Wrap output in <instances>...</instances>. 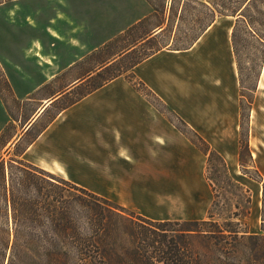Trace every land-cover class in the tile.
I'll return each instance as SVG.
<instances>
[{"label":"crops","instance_id":"0c3cea01","mask_svg":"<svg viewBox=\"0 0 264 264\" xmlns=\"http://www.w3.org/2000/svg\"><path fill=\"white\" fill-rule=\"evenodd\" d=\"M90 12L88 19L95 23L98 33L92 34L93 27L79 29L78 24L75 33L71 29L68 33L57 32L58 39H67V45L77 43L76 47H68L77 60L41 61L36 56L44 60L56 55L40 46L34 52L36 66L31 83L10 80L18 100L56 80L58 74L53 68H72L91 50L149 18L153 8L147 0H106L105 4L94 2ZM217 22L218 19L191 48H163L136 65L134 73L211 147H234L230 116L235 111L237 115L238 91L230 40L232 28H221ZM160 32L157 30L153 36ZM49 37L51 42L58 40ZM17 67L25 71V66ZM0 68L5 74V63H0ZM76 81L79 79L71 84ZM23 83L39 86L25 93ZM68 93L60 91L41 98L24 132L7 142L6 155H13L31 130ZM150 98L117 78L75 104L59 108L16 158L128 209L158 205L171 195L182 194L179 188L185 187L186 175L201 174L204 156L154 107ZM12 122L15 121L0 90V137ZM170 180L176 181L174 191L164 186Z\"/></svg>","mask_w":264,"mask_h":264},{"label":"rangeland","instance_id":"374dc122","mask_svg":"<svg viewBox=\"0 0 264 264\" xmlns=\"http://www.w3.org/2000/svg\"><path fill=\"white\" fill-rule=\"evenodd\" d=\"M84 1L14 0L0 4V63H5V74L0 68V90L11 117L15 121L0 137V194L5 190V161L8 163L6 166H9L10 160H18L16 158L18 152L35 137L59 108L65 107L79 98L81 94L96 88L104 81L112 80L118 76L117 78L126 81L129 87L149 94L151 97L149 101L154 107L166 116L180 132L184 133L204 156L202 162L204 170L200 175L185 176V187L179 188L180 191L182 190V194L171 195L158 205H144L140 210L126 209L147 218L158 217L171 221L206 220L211 213L219 223L234 222L235 228L239 232L264 234V63H248V57L260 55L256 44L247 36H241L242 40L246 41H242L240 49L244 50V57L247 59V62L241 63L242 77H240L233 50L234 76L238 91L237 115L235 111V114L230 116L234 124V147H224V145L218 148L211 147L203 136L191 128L165 102L156 97L145 83L136 78L134 73L135 66L133 67V65L137 64L136 62L157 48H163L166 44H170L172 40L173 43L176 42L174 44L176 47L187 46L189 39L199 33L201 23L208 19L206 9L198 4L202 1L188 2L187 7L182 11V3L185 0H150L158 9L159 13L156 16L145 20L134 28L131 27L132 29L125 30L94 51L91 50L83 60L75 63L72 68H53L54 74H58L56 80L44 84L39 90L24 98L17 99L10 80L21 79V81L31 83V76L35 74L33 69L36 66L34 63L36 49L42 46V50L45 52L50 51L56 55L55 57H46L44 60L36 56L41 61L64 58L77 60L78 57L68 51L70 49L68 47H76L77 43L69 42L67 45V39L64 40L63 37L58 39L57 32L68 33L71 29L75 33L78 27L79 29L93 27L92 34L98 33L95 23L88 19V15H91L90 8L94 2L102 1L105 4L106 0H86L85 4ZM209 1L212 0H206V2ZM165 5L167 6L166 13L163 12ZM171 6L173 12L170 14ZM232 8L231 0H224L217 6L218 11L225 15ZM225 15L220 17L217 14L216 25L224 29L232 28L230 35L232 43L235 19ZM200 19L201 23L198 22ZM163 22L164 24L169 23V26L167 25L166 30L159 34L157 39L148 42L149 36L155 33L158 30L157 26ZM75 24H78V27ZM109 28L112 29V27ZM50 35L64 41L51 42ZM259 51H264V48L259 47ZM17 64L25 66V71L19 69ZM77 79H79L75 83L77 86L72 85L71 82ZM27 83H23L25 93L39 86L34 83L30 86L31 84L27 85ZM32 87L34 88L32 89ZM60 91L71 92V95L68 93L49 110L48 114L37 124L36 129L31 130L30 135L15 149L13 155H6L7 142L24 132L33 118V112L41 104V98ZM196 135L200 136L206 145L201 143L196 145L195 141H198ZM224 137L226 138V136ZM208 147L209 151L220 154L225 163V169L216 158H213L212 168L209 169V155L206 154ZM217 164L218 166H215L217 169H214V165ZM230 179L242 185L247 194H241ZM175 182L170 180L169 184L164 186L173 190V187L176 186ZM212 182L217 184L214 188L216 192ZM215 194H217V198L213 205ZM239 208L240 210H237ZM239 212L242 213V216L233 217L234 213Z\"/></svg>","mask_w":264,"mask_h":264},{"label":"trees","instance_id":"16d2710c","mask_svg":"<svg viewBox=\"0 0 264 264\" xmlns=\"http://www.w3.org/2000/svg\"><path fill=\"white\" fill-rule=\"evenodd\" d=\"M8 1L14 0H0V4ZM147 1L153 8L150 19L159 12ZM223 1L197 2L208 14L206 22L198 20L199 33L187 46L176 47L172 40L163 48L171 44L176 49L191 48L216 21L217 14L225 15L217 9ZM188 2L195 0H185L182 11ZM231 4L233 8L225 16L235 19L232 46L242 77L241 63L247 62L240 49L246 41L242 35L250 38L260 52L248 57V63H264V51H259V47L264 48V0H231ZM169 9L171 14L172 6ZM167 25L163 22L157 26L159 34ZM159 34H151L147 41L157 39ZM163 48L147 54L133 67ZM112 80L86 91L66 107ZM197 139L196 145H206L200 136ZM206 154L209 169L213 158L226 168L219 153L208 147ZM6 163L5 190L0 194V264H264V234L239 232L232 221L219 223L211 213L200 221L152 220L22 160L12 159L8 167ZM215 166L218 164L213 167L217 169ZM230 181L241 194H247L242 185ZM212 185L214 189L217 184Z\"/></svg>","mask_w":264,"mask_h":264},{"label":"bare ground","instance_id":"6f19581e","mask_svg":"<svg viewBox=\"0 0 264 264\" xmlns=\"http://www.w3.org/2000/svg\"><path fill=\"white\" fill-rule=\"evenodd\" d=\"M48 106V105H47ZM46 110V109H45Z\"/></svg>","mask_w":264,"mask_h":264}]
</instances>
